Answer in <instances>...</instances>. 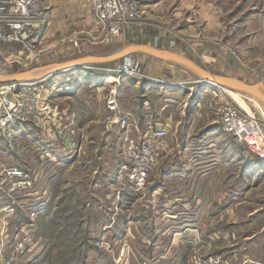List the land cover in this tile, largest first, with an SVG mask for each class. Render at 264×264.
Here are the masks:
<instances>
[{
    "label": "rangeland",
    "instance_id": "374dc122",
    "mask_svg": "<svg viewBox=\"0 0 264 264\" xmlns=\"http://www.w3.org/2000/svg\"><path fill=\"white\" fill-rule=\"evenodd\" d=\"M40 3L45 10L48 24L50 14H48L47 8L41 1ZM86 3L94 15L90 3L87 0ZM94 23H91L85 29L74 30V33L68 38L72 47L67 50L68 54L72 53V55H66L65 57L54 53L39 55V50L44 44L45 29L40 40L41 43L36 46L33 53L24 51L14 43L0 42V74L12 75L16 72L46 67L84 56H106L130 45L120 39V35L108 44H90V38L86 32L90 31ZM253 30L256 33L257 30ZM74 39L78 40L77 45L73 43ZM130 56L139 63L140 74L136 76L119 74L116 71L117 65L122 61L119 60L111 63L92 64L87 68L68 70L35 83L36 92L46 102V111L28 118L23 123H18L4 133L0 132V151L6 153V151L11 150L15 152L18 159L25 162V164H22L25 170L37 176L35 185L38 193L34 196L23 197L18 193L10 197L0 185L2 187L1 195L3 192V198L6 197L5 199L8 200H6L8 203L7 210L5 209L4 213L0 215V220L5 224V227L2 226L1 229L3 228L4 237L7 240H10L11 234L18 226L13 219L17 215V208L22 211V214H25L26 221L28 220V210L33 209L37 212L36 233H38V237L35 238L36 246L28 256L14 260L16 263H11L13 261L9 260V263L30 264L33 259L40 258L39 261L46 264H111L113 254L109 252L108 237L97 238L95 235H98V233L94 234L98 225H101L105 218L99 214L95 222L89 221L88 216L95 213V209L92 205L90 211L85 207V200L89 198V201H92L90 187L93 163L90 164L89 161L94 156L92 150H94V146L99 147L102 152L101 161H109V166L99 162L100 169L97 173L101 175L97 177H102L101 179L104 181L111 179L118 184V187L120 185L122 188L121 183L124 180L120 170L124 164L125 137H136L150 128L164 126L166 124L162 122L169 117L171 120L169 121L170 125H167L168 134L162 140L161 158L156 167L161 165L162 162L165 165L173 162V155H178L181 151L182 137L176 134V120L178 121L180 118L182 122L192 121L194 129L191 132L199 138L201 143H197L198 146L195 144L192 147L194 151L189 150L190 155L200 151L202 144L212 147L213 156L207 155L203 159L211 158L213 159L212 164L215 165L214 169L207 173L208 177L206 178V180L216 184L214 197H220L221 200L226 201L227 199L237 198L238 202H241L238 205V220L234 221L236 226L234 227L231 222L223 221L218 223L219 228L223 229L221 226L225 227L226 225L229 234L233 233L235 240L238 242L245 237H254L255 242H259L264 246V158L252 153L244 144L233 141L230 136L222 132L218 123V115L223 108L240 104L261 123L264 130V111L259 107H263V103L259 99L245 94L257 102L259 106L247 97H245L242 104L239 102L241 100L235 95H229L217 86L206 84L197 87L196 83L193 82L197 76L178 64L156 60L141 53ZM249 64L262 71L264 57L261 60L251 61ZM86 69H89L90 72H81V70ZM73 70L79 74L74 75L72 80L65 81V76ZM112 75L116 78L114 82ZM107 77L111 80L108 81L109 84L105 83ZM256 78L245 81H250V83L263 81L261 79L256 81ZM167 87L171 88L167 91L172 95H165L167 93H163L164 91L159 92L166 90ZM180 87L183 89L186 87L185 93L181 97L173 95L177 92L173 88ZM111 92H114L117 97L118 111L115 114H109L106 109V99ZM200 94L201 96H199ZM59 107L68 108V111L72 112V117L69 119L63 115L62 118L53 116L52 111L57 110ZM108 116L112 117V123L108 122ZM51 118L58 123H62L61 133H58L59 129L57 130L56 126L50 124ZM81 118L84 120L95 118L97 121L94 123L93 128L90 125L89 128L82 129L83 132L77 133ZM71 119L75 124L69 127L67 125L71 122ZM156 122L161 124L157 125ZM207 132H210L211 135L204 134ZM85 137L87 141L84 140ZM184 138L186 140L184 143L194 139L192 136L189 140L186 137ZM90 140L95 143H91ZM91 146H93L92 149ZM55 154H60L59 156L70 160L71 163L73 162L68 170V177L74 183L77 182L76 179L79 181L77 187L75 185L68 187L73 194L68 192V197L71 196L70 199L63 201L60 206L58 205L60 199L64 196L67 197V194L64 193L65 189H57V191L55 189L56 192L53 194L45 183L46 175L50 170L46 166L47 162L59 165L62 162L60 160H64L58 158L59 156L55 157ZM190 157L193 158L192 155ZM50 158L53 159L50 160ZM3 164L11 166L13 163L4 162ZM109 170L110 174L105 176ZM151 173L148 180L151 179ZM97 179L99 178L95 177L94 180ZM227 181L233 183L234 190L227 191L226 187L229 183ZM54 195H56V198H53ZM50 201L53 202L52 209L50 207L49 210L45 208L44 210L42 207ZM63 206H66V208L62 211V217H55V215H60L59 210L64 208ZM9 209L12 213L8 212ZM68 210H72L71 213H68ZM39 212L44 213L40 214ZM9 214L10 216H8ZM72 214L73 217H65L66 215L72 216ZM10 217L14 222L12 224L15 225H12L13 230H9L7 225L12 221L9 220ZM26 221H23V223ZM105 228L100 227V232L103 233ZM260 237H262V240H260ZM197 238L202 241L201 238ZM201 241V253L208 260V256L205 255V244ZM135 255L138 259V255ZM6 256L10 258L8 250L4 252L2 261H5ZM137 259H134V261Z\"/></svg>",
    "mask_w": 264,
    "mask_h": 264
},
{
    "label": "crops",
    "instance_id": "0c3cea01",
    "mask_svg": "<svg viewBox=\"0 0 264 264\" xmlns=\"http://www.w3.org/2000/svg\"><path fill=\"white\" fill-rule=\"evenodd\" d=\"M40 1L50 16L39 55L47 53L60 54L61 57L72 55L67 52L72 47L68 38L74 30L85 29L95 22L86 0ZM139 1L143 7V18L122 31L120 39L124 42L154 45L175 52L214 74L228 75L244 81L257 77L259 79L256 78V81L261 79L264 82V67L260 71L249 64L264 57V0ZM253 29L257 30L256 33ZM77 73L75 70L69 72L65 76V81L72 80ZM111 77L116 79L113 75ZM105 83L109 84L107 81ZM185 88H173L177 91L173 95L181 97L186 91ZM170 89L167 87L166 90L158 91L172 95L167 91ZM66 111L68 108L59 107L52 111V115L59 118L66 116L70 119L72 112ZM170 120L169 117L162 123L169 126ZM96 121L95 118L86 120L81 118L77 133L83 132L82 129L89 128L90 125L93 128ZM50 122L57 130L59 129L58 133H61L62 123L52 118ZM73 124L75 123L71 119L67 126ZM175 127L176 134L182 137L181 151L178 155H173V162L166 165L162 162L153 170L144 192L139 195L122 190L120 185L118 187L111 179L104 181L102 177H97L101 175L97 171L100 169L99 162H102V152L96 146L92 150L94 159L89 160L90 164L93 163L90 187L92 201L90 202L89 198L85 200V207L88 211L91 205L95 209V213L89 214V221L95 222L99 214L105 218L94 234L98 233L95 235L97 238L108 237L109 252L113 254L111 264H187L189 249L195 237L201 238L204 242L205 255L208 256L210 264H264V246L255 242L254 237H245L238 242L233 233L229 234L226 225L221 226L223 229L218 226V223L223 221L236 226L234 221L238 220V205L241 202H238L237 198L226 201L214 197L216 184L206 178L207 173H210L215 165L212 164L213 159H203L207 155L213 156L212 147L202 144L200 151L191 153L195 158L191 159L189 150L194 151L192 147L201 143L191 132L194 124L190 120L182 122L179 118ZM204 134L211 135L210 132ZM191 136L194 139L184 143L186 141L184 137L189 140ZM90 142L95 143L93 140ZM11 152L0 151V166L4 162L21 166L25 164L18 159L15 152ZM59 155L55 154V157ZM58 158L64 159L60 160L62 162L59 165L53 162L46 164L50 168L45 179L46 185L49 187L50 183H53L52 179L59 176L60 189L73 185L77 187L79 181L76 179L77 182L74 183L68 177V170L73 162L63 156ZM197 161L199 162L196 163ZM102 164L109 166V161ZM109 174L110 170L105 176ZM95 177L99 179L94 180ZM227 182H229L227 191L234 190L233 183ZM218 186L219 183L217 188ZM1 189L2 187L0 215L7 210L8 204L6 197L3 198V192L1 195ZM12 222L13 220L7 223L9 230H13ZM4 225L0 220V234ZM100 227H106L103 233L100 232ZM135 254L138 255V259ZM2 260L0 264L16 263L14 261L9 263V256H6L5 261Z\"/></svg>",
    "mask_w": 264,
    "mask_h": 264
},
{
    "label": "built area",
    "instance_id": "2783aa9c",
    "mask_svg": "<svg viewBox=\"0 0 264 264\" xmlns=\"http://www.w3.org/2000/svg\"><path fill=\"white\" fill-rule=\"evenodd\" d=\"M87 1L95 16L93 27L86 32L90 44H108L114 41L125 27L143 18L144 12L139 0ZM46 21V13L40 0H0L1 43H14L24 51L33 53L36 46L41 43ZM74 40L73 43L77 45L78 40ZM116 71L119 74L136 76L140 74L139 63L132 56L125 57L117 65ZM34 85V82L0 84V132L4 133L18 123H23L28 118L46 111V102L36 92L37 88ZM219 89L229 95H235L244 103L245 97L242 94L224 88ZM106 109L109 114L118 111L114 92H111L106 99ZM108 122H113L111 116H108ZM218 123L222 132L230 136L233 141L244 144L252 153L264 158V130L261 123L246 108L240 104L226 106L219 112ZM167 134L168 126L164 125L150 128L136 137H125L124 164L120 170L124 180L121 183L122 190L136 195L146 188L149 175L161 158L162 140ZM0 177V184L10 197L18 193L23 197L38 193L35 185L37 176L25 170L23 166L1 164ZM8 212L12 213L10 209ZM36 215V210H28V220L18 224L10 240L4 237L5 232L2 231L1 260L6 250L10 252V261L28 256L33 251L37 244ZM200 246V240L195 237L190 247L187 264H210L201 253Z\"/></svg>",
    "mask_w": 264,
    "mask_h": 264
},
{
    "label": "water",
    "instance_id": "95a60500",
    "mask_svg": "<svg viewBox=\"0 0 264 264\" xmlns=\"http://www.w3.org/2000/svg\"><path fill=\"white\" fill-rule=\"evenodd\" d=\"M149 55L156 60L178 64L190 70L197 78L194 80L197 87L213 85L232 92L245 93L259 99L264 104V82L249 83L236 77L214 74L192 60L175 52L161 49L148 44H130L118 52L106 56H84L79 59L40 67L28 71L16 72L12 75L0 74L1 83L34 82L39 83L45 78L62 72L90 67L92 64L111 63L123 60L132 54Z\"/></svg>",
    "mask_w": 264,
    "mask_h": 264
},
{
    "label": "trees",
    "instance_id": "16d2710c",
    "mask_svg": "<svg viewBox=\"0 0 264 264\" xmlns=\"http://www.w3.org/2000/svg\"><path fill=\"white\" fill-rule=\"evenodd\" d=\"M52 181H53V183L51 182L50 183V185H49V189H50V191L51 192H53V194H55L54 192H56L57 191V189H60V177L58 176V177H56L54 180L52 179ZM56 189V191H54ZM68 192H70V193H72L73 194V192H72V190H70V188H65V190H64V193L65 194H67V197L66 196H64L63 198H61L60 200L61 201H59L58 202V205L60 206L62 203H63V201H66V200H69L70 199V197H68ZM55 196V197H54ZM53 196V198H56V195H54ZM69 198V199H68ZM52 206H53V202L52 201H50V202H47V205H45L44 207H42L43 209L45 208V209H47V210H49V208L50 209H52ZM64 207V206H63ZM42 208H41V210H42ZM66 208V206L64 207V208H62L61 210H59V212H60V215H55V217H57V218H59V216L60 217H62V215H63V210ZM44 209V210H45ZM46 210V211H47ZM46 211H44V212H46ZM72 211V210H71ZM71 211L70 210H68V213H71ZM16 212H17V215H16V213H15V215L16 216H14V219H16L15 220V222L17 223V224H20V223H22L23 221H26V219H27V217H25V214L23 213H21L22 211L19 209V208H17V210H16ZM44 212H39L40 214H42V213H44ZM62 214V215H61ZM74 214H76L75 212H74ZM71 215V214H70ZM70 215H66L65 217H73V214H72V216H70ZM38 237V233H36L35 234V238H37ZM39 259L40 258H36V259H33L31 262H30V264H46V263H43L42 261H39Z\"/></svg>",
    "mask_w": 264,
    "mask_h": 264
},
{
    "label": "bare ground",
    "instance_id": "6f19581e",
    "mask_svg": "<svg viewBox=\"0 0 264 264\" xmlns=\"http://www.w3.org/2000/svg\"><path fill=\"white\" fill-rule=\"evenodd\" d=\"M115 80H116V79H115ZM115 80H113V82H114ZM106 81L108 82V81H111V80H110L109 77H107ZM239 94H242L244 97H247V98L250 99L251 101L255 102L252 98H250L249 96L245 95V93H239ZM239 102H241V103L243 104L242 101H239ZM255 103L258 104L257 102H255ZM258 106H259V104H258ZM262 106L264 107V104H263ZM259 107H260V109H261L262 111H264V110H263V109H264L263 107H261V106H259ZM262 108H263V109H262Z\"/></svg>",
    "mask_w": 264,
    "mask_h": 264
}]
</instances>
